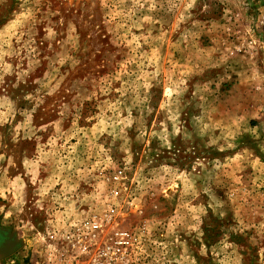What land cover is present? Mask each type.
<instances>
[{"label":"rangeland","instance_id":"rangeland-1","mask_svg":"<svg viewBox=\"0 0 264 264\" xmlns=\"http://www.w3.org/2000/svg\"><path fill=\"white\" fill-rule=\"evenodd\" d=\"M262 17L0 0V227L21 243L0 264H94L115 228L137 240L110 264H264Z\"/></svg>","mask_w":264,"mask_h":264},{"label":"built area","instance_id":"built-area-1","mask_svg":"<svg viewBox=\"0 0 264 264\" xmlns=\"http://www.w3.org/2000/svg\"><path fill=\"white\" fill-rule=\"evenodd\" d=\"M262 20H264V17H262ZM121 176L122 170H117L113 177L114 180H118ZM85 227L95 232L100 229L101 224L97 220H90L85 222ZM136 240V236L128 230L122 228L113 229L101 246L98 252L99 259L95 260L94 264H110L114 259L124 256L131 250Z\"/></svg>","mask_w":264,"mask_h":264},{"label":"bare ground","instance_id":"bare-ground-1","mask_svg":"<svg viewBox=\"0 0 264 264\" xmlns=\"http://www.w3.org/2000/svg\"><path fill=\"white\" fill-rule=\"evenodd\" d=\"M0 233H2L0 231ZM19 244V240L14 236H4L0 234V253L14 249Z\"/></svg>","mask_w":264,"mask_h":264},{"label":"water","instance_id":"water-1","mask_svg":"<svg viewBox=\"0 0 264 264\" xmlns=\"http://www.w3.org/2000/svg\"><path fill=\"white\" fill-rule=\"evenodd\" d=\"M0 231L2 232L0 234H2L4 236H14L15 237V235L8 233L7 230H5V229H3L1 227H0ZM20 245H21V243H19V245L17 247H15L14 249H10L7 252H2V253H0V255L3 256V257L9 256L12 253H14L20 247Z\"/></svg>","mask_w":264,"mask_h":264}]
</instances>
